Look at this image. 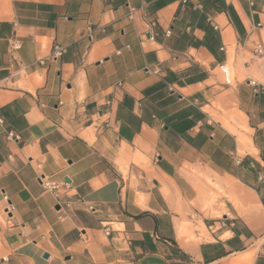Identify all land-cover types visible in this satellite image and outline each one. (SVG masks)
Returning a JSON list of instances; mask_svg holds the SVG:
<instances>
[{
    "label": "crops",
    "instance_id": "crops-1",
    "mask_svg": "<svg viewBox=\"0 0 264 264\" xmlns=\"http://www.w3.org/2000/svg\"><path fill=\"white\" fill-rule=\"evenodd\" d=\"M261 174L264 0H0V264H264Z\"/></svg>",
    "mask_w": 264,
    "mask_h": 264
},
{
    "label": "built area",
    "instance_id": "built-area-1",
    "mask_svg": "<svg viewBox=\"0 0 264 264\" xmlns=\"http://www.w3.org/2000/svg\"><path fill=\"white\" fill-rule=\"evenodd\" d=\"M181 2L185 3L186 0H181ZM131 16H132V13L129 12V17H131ZM166 35H169V31L166 32ZM88 37H89V40L92 39V30H91V28L89 29ZM18 48L19 47H18L17 44L13 45V49L14 50H17ZM254 52L260 54L262 52L261 45H257L255 47V49H254ZM63 53H64V49L62 47H59V46L55 45V46L52 47V51H51V55L50 56L52 58H56V57L61 56ZM86 120H87L86 122H88V126H92L93 129H98L101 126H106L105 125L106 123L99 122L98 120H92V119H89L88 117L86 118ZM259 179H260V181L262 183H264V174H261ZM39 182H40V185L42 186L43 190L48 192V193H51L54 196V198L57 200L58 205L60 206V201H59V196H58L59 195L60 186L57 185L54 182H51L50 180H48V179H46L44 177H40L39 178ZM3 200L8 205L7 197L3 196ZM8 207H6L4 209V214H6V215L9 213Z\"/></svg>",
    "mask_w": 264,
    "mask_h": 264
}]
</instances>
